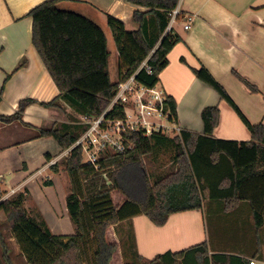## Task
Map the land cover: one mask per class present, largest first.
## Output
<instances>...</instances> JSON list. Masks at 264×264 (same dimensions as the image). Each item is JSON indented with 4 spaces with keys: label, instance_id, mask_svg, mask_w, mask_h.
<instances>
[{
    "label": "trees",
    "instance_id": "trees-1",
    "mask_svg": "<svg viewBox=\"0 0 264 264\" xmlns=\"http://www.w3.org/2000/svg\"><path fill=\"white\" fill-rule=\"evenodd\" d=\"M60 1H46L29 13L33 20V46L59 90L55 99L43 105L66 112L64 104H67L77 114L99 116L113 101L119 83L111 80L107 36L93 20L60 8ZM123 1L145 11L133 13L132 19L139 25L134 31H127L123 22L108 16L121 60L120 80L135 74L150 57L148 63L153 73L142 69L136 78L153 87L168 65V54L181 41L175 33L165 34L169 15L180 0ZM192 70L234 109L248 128L250 140L215 138L220 108L209 106L201 114L203 134L186 130L175 136L128 132L125 145L132 148L124 153L103 154L99 168L83 163L80 146L71 149L64 161L71 186L67 208L76 229L71 236H56L44 223L30 217L21 198L3 200L0 183V213L6 216L13 238L28 264H86L89 251H93L90 264H111L118 249V244L107 240L111 226L143 215L162 227L174 214L201 210L205 200L222 203L225 213L235 211L242 201H249L256 228L264 227V123L252 125L204 65ZM233 73L248 90L261 92L246 78ZM261 93L264 96V91ZM34 102L22 100L14 115H0V120L22 124L26 108ZM177 107L176 100L167 96L166 113L176 124L179 122ZM108 116L125 117L121 106L115 107ZM87 128L81 125L78 132L69 133L56 127L38 129L37 138L52 137L65 150L71 148ZM169 145L174 147L173 163L177 168L152 182L146 159H153L160 147ZM53 168L57 170L58 165ZM114 193L122 196L120 205L114 204ZM0 244L8 261V248L1 231ZM138 259L142 264H250L240 256L211 254L207 242L181 252L168 251L151 260Z\"/></svg>",
    "mask_w": 264,
    "mask_h": 264
},
{
    "label": "crops",
    "instance_id": "crops-1",
    "mask_svg": "<svg viewBox=\"0 0 264 264\" xmlns=\"http://www.w3.org/2000/svg\"><path fill=\"white\" fill-rule=\"evenodd\" d=\"M46 1L50 0H0V115L12 116L22 100H35L26 108L22 124L0 120V183L3 200L21 198L29 216L33 207L51 231L54 221L63 220L68 231L54 235L71 236L75 226L67 208L70 191L63 171L64 160L70 154L66 155V150L54 138H37L34 133L55 122H66L65 114L59 109L43 105L55 99L59 90L32 43L33 20L29 13ZM59 6L93 20L103 30L110 15L123 22L127 29L134 22L133 13L145 11L123 0H61ZM178 6L183 16H192L193 20L189 30L182 24L175 27L174 33L181 41L168 54V65L158 83V87L177 102L178 127L203 134L202 111L218 106L220 122L213 136L249 141L250 132L238 114L200 81L192 69L204 65L252 125L264 123L261 93L264 91V0H180ZM70 7L73 9H66ZM181 21L185 23L184 19ZM117 57L119 59V55ZM234 71L261 92L248 90ZM119 73L120 63L118 76ZM64 105L67 113L70 112L69 106ZM54 165H58L57 170ZM12 190L15 193L12 194ZM55 196L62 200L58 211L53 205ZM222 214L234 217L238 228L236 239L232 232L229 237L228 232L222 235L219 221L210 220ZM245 214H249L248 226L242 222ZM210 222L215 227L212 240ZM138 227L146 231H141L142 236L135 235L131 242L128 255L136 259L133 262L141 257L151 260L168 251L181 252L207 242L211 254H232L254 264H264V227L258 230L252 210L248 207L243 211L241 204L235 211L225 213L222 203L205 200L201 210L174 214L162 227L154 225L146 216H136L111 226L107 231L108 242L120 245L123 231H127L129 237L131 230ZM127 242L130 243V238ZM231 247L239 248L240 252L236 253Z\"/></svg>",
    "mask_w": 264,
    "mask_h": 264
},
{
    "label": "built area",
    "instance_id": "built-area-1",
    "mask_svg": "<svg viewBox=\"0 0 264 264\" xmlns=\"http://www.w3.org/2000/svg\"><path fill=\"white\" fill-rule=\"evenodd\" d=\"M169 16L170 20L165 34L174 33L178 24H182L185 30L190 29L193 17L183 16L179 6ZM181 19H184L185 23ZM149 58L141 64L135 74L127 79H119L115 97L103 114L84 117L88 128L72 147L73 149L80 146L85 153H88V158L83 163L99 168L98 162L103 154L108 152L124 153L127 148H132V146L126 147L125 145L128 132L141 131L145 136H151L155 133L166 135L167 132L174 130L175 134L181 133L182 130H180L178 124L170 121L166 113L167 96L165 92L158 87V84L148 87L136 78L137 73L142 69L148 74L153 73V69L148 63ZM117 106L123 108L124 118L116 119L108 116ZM168 129L170 130L168 131ZM110 132L114 134L111 135ZM13 193H15L14 190H12ZM250 263L254 264L255 262L251 261Z\"/></svg>",
    "mask_w": 264,
    "mask_h": 264
},
{
    "label": "rangeland",
    "instance_id": "rangeland-1",
    "mask_svg": "<svg viewBox=\"0 0 264 264\" xmlns=\"http://www.w3.org/2000/svg\"><path fill=\"white\" fill-rule=\"evenodd\" d=\"M66 9H73V8L70 7V8H66ZM98 21L100 23V20H98ZM103 28H104L105 34L107 36L108 49H109L110 54H111L110 55L111 80L113 83H115V82L119 81V79H120V76H118V67H119V63L121 60H120V58L118 59V57H117L119 54L117 52L114 37H113L112 31H111L109 25H103ZM138 29H139V25L134 23V22H131L129 27L126 30L127 31H134V30H138ZM60 112L65 114V117H66L65 123H62V124L58 123L57 124L55 122L54 125L52 124L51 126H49L51 128L44 127L42 129H53L54 127H56L58 129H61L62 132H68L69 133V132H74V131L78 132L79 127L81 125L87 126V123L85 122L84 117L88 116V115L77 114L71 108H70V112H68V113H67V111L66 112L60 111ZM71 116L74 117L75 119H72ZM175 127H177V126H175ZM169 130L170 129H168V131ZM34 133L37 134V132H34ZM110 133H111V135L114 134L113 132H110ZM84 134L85 133H82L81 136L79 137V139ZM167 134H169L170 136L176 135L175 130L171 131V132H167ZM218 139H223V138H218ZM225 140H228V139H225ZM72 147L69 149H65L67 152L66 155L70 154ZM174 152H175V150H174V147L172 145L160 147L157 150L156 156L153 159L152 158L146 159V164H147V168H148V175H150L152 182L154 181L155 178H159V177L165 175L166 173L173 172L176 170L177 166H176V164L173 163ZM82 153H83V161L85 159L87 160L88 153L87 152L85 153L83 150H82ZM64 161H66V160H64ZM63 167H65V164ZM63 171L67 176L66 178L68 180V188H69V191H71L70 179H69L68 172L66 171L65 168H63ZM56 190L59 192L60 189L57 188ZM53 201H54L53 205H54L55 209L57 211L61 210L62 200L60 199V197L58 196V199L56 198V196L53 197ZM113 201H114L115 205H117V204L120 205L123 201L122 196L119 195L118 193H114ZM29 205L31 206V204H29ZM241 206H242L243 211L245 210V208H248V207H249V211L252 209L249 201H242ZM30 210H32V212L30 213V217L32 216L37 222L44 223V225L46 226L44 220L40 217V214H38V213L35 214L33 207L30 208ZM45 217H47V216L45 215ZM248 217H249V214H245L243 221H242L245 223L246 226H248V224H249L247 221ZM210 220L211 221H213V220L219 221L218 226L221 225V227H222V229H221L222 235H225V233L228 232L227 236L229 237V233L232 232L233 237L236 239V236L238 233V228L235 226V221H234L233 216L222 214V217L213 216V217H211ZM51 225H53L54 228H52V231L50 229L49 230L53 234L56 232L66 233V231H68V226L61 219H58V221H54L53 224H51ZM231 225H233V227H234L233 229L228 228V226H231ZM225 227H227V228L225 229ZM208 228H209L210 239L212 240L213 231H214L215 227L210 222ZM143 230L146 231L145 229H143V227H138V228L132 229L129 237H128V234L126 233L127 231L126 232L123 231V233L120 235L122 242L120 241V245H118V249H117L118 251H116V253L114 254L113 259L111 261V264H142V262L140 263L138 260H137V262H133L136 259H133L132 256L128 255V253L131 251L130 246H131V242H133V238L135 237V235H141L142 236L141 231H143ZM0 231L3 233V235L5 237V242H6V245L8 248L7 249L8 250L7 251V255H8L7 257L9 258L8 261L5 260V258L3 256L4 252H3L1 244H0V264H28L26 257L21 255V249H20L19 245L17 244L16 240L13 238L10 225L7 223L6 216L2 212L0 213ZM75 233H76V229H75ZM127 237L130 238V243L127 242V239H128ZM110 238L114 239V236L111 235ZM148 238H150V237H148ZM116 244H118V243H116ZM232 246L235 247V245H232ZM230 249L235 251L236 253L240 252L239 248L234 249L231 247ZM92 256H93V251H89V255H88L89 260L92 259ZM152 259H154V258H152ZM89 260L87 261L86 264H90Z\"/></svg>",
    "mask_w": 264,
    "mask_h": 264
}]
</instances>
